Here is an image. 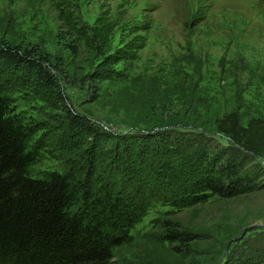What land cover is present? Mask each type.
<instances>
[{
  "label": "rangeland",
  "instance_id": "rangeland-1",
  "mask_svg": "<svg viewBox=\"0 0 264 264\" xmlns=\"http://www.w3.org/2000/svg\"><path fill=\"white\" fill-rule=\"evenodd\" d=\"M0 41L37 45L56 65L49 69L55 88L26 69L4 72L0 80L22 116L41 127L33 138L41 155L31 174L84 175L93 143L79 126L85 121L100 133L99 171L129 191L142 190L145 211L133 240L115 250L111 264H264V157L212 124L232 111L243 125L264 117V0H0ZM181 78L194 86L183 87ZM165 128L241 149L261 188L187 204L173 190L140 187L142 174L156 176L148 170L153 140L128 155L117 147L124 142L119 136ZM136 141L126 145L144 143ZM115 156L130 161L127 171L113 170ZM167 220L197 236L191 254L165 238Z\"/></svg>",
  "mask_w": 264,
  "mask_h": 264
},
{
  "label": "trees",
  "instance_id": "trees-1",
  "mask_svg": "<svg viewBox=\"0 0 264 264\" xmlns=\"http://www.w3.org/2000/svg\"><path fill=\"white\" fill-rule=\"evenodd\" d=\"M87 32L83 39L91 45ZM65 46L73 53L79 51L71 42ZM97 51L103 54L102 49ZM0 64V80L5 79L4 72L26 69L36 72L40 83L57 86L49 71L50 65H56L37 45L0 41ZM154 81L156 86L161 83ZM180 83L188 88L195 84L190 78H181ZM212 124L230 142L264 157V117H252L243 125L238 112L232 111ZM79 126L93 136L85 174L53 170L33 176L31 168L41 155V146L33 138L41 127L22 116L0 81V264H111L115 250L133 240L131 230L145 211L143 196H138L142 190L129 191L116 176L99 171L104 160L98 149L100 133L85 121ZM201 136L185 139L167 128L154 133L131 132L119 136L118 141L124 142L117 147H125L128 155L136 147L140 154L145 142L153 140V147L146 150L152 155L149 173L156 176L152 181L142 174L140 187L173 190L187 204L207 202L211 196L233 198L261 188L245 167L247 153ZM136 140L144 143L126 145L138 143ZM114 159L117 166L113 170L127 171L130 161L122 163L118 156ZM165 225V238L179 243L175 250L191 254L190 242L197 236L169 220Z\"/></svg>",
  "mask_w": 264,
  "mask_h": 264
}]
</instances>
